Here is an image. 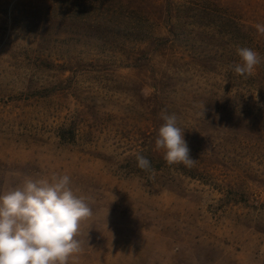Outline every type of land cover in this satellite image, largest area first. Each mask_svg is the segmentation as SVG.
Here are the masks:
<instances>
[{
  "label": "rangeland",
  "instance_id": "rangeland-1",
  "mask_svg": "<svg viewBox=\"0 0 264 264\" xmlns=\"http://www.w3.org/2000/svg\"><path fill=\"white\" fill-rule=\"evenodd\" d=\"M257 24L264 0H0V188L93 198L69 264H264V61L229 67ZM162 110L194 167L155 150Z\"/></svg>",
  "mask_w": 264,
  "mask_h": 264
},
{
  "label": "clouds",
  "instance_id": "clouds-1",
  "mask_svg": "<svg viewBox=\"0 0 264 264\" xmlns=\"http://www.w3.org/2000/svg\"><path fill=\"white\" fill-rule=\"evenodd\" d=\"M264 34V25L257 24ZM239 62L229 67L241 77L254 75L264 57L252 48L237 46ZM164 123L155 139V150L163 152L169 165L194 167L190 148L184 138V129L175 113L162 110ZM137 166L155 172L151 162L136 153ZM22 177L17 183L0 188V264H69L82 251L78 239L81 224L93 217L92 197L75 189L67 174Z\"/></svg>",
  "mask_w": 264,
  "mask_h": 264
},
{
  "label": "trees",
  "instance_id": "trees-1",
  "mask_svg": "<svg viewBox=\"0 0 264 264\" xmlns=\"http://www.w3.org/2000/svg\"><path fill=\"white\" fill-rule=\"evenodd\" d=\"M150 45H152V43H150ZM257 76H259V71H258V73L254 74V77H255L256 79L258 78Z\"/></svg>",
  "mask_w": 264,
  "mask_h": 264
}]
</instances>
